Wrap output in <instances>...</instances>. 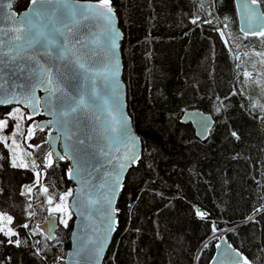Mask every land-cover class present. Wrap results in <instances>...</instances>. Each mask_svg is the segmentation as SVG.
<instances>
[{"label": "trees", "instance_id": "obj_1", "mask_svg": "<svg viewBox=\"0 0 264 264\" xmlns=\"http://www.w3.org/2000/svg\"><path fill=\"white\" fill-rule=\"evenodd\" d=\"M110 4L124 32L123 79L143 155L119 196L104 264H209L222 232L251 264H264V37L241 32L234 0ZM14 108L22 118H8L0 130L8 137L0 141V212L13 220L0 227L17 235L0 232V264H55L71 247L73 216L65 226L53 211L59 196L73 192L71 161L51 152V128H38L44 116L29 120L27 110L7 106L0 118ZM184 109L212 114L207 140L181 122ZM53 214L59 221L50 239L37 226Z\"/></svg>", "mask_w": 264, "mask_h": 264}, {"label": "water", "instance_id": "obj_2", "mask_svg": "<svg viewBox=\"0 0 264 264\" xmlns=\"http://www.w3.org/2000/svg\"><path fill=\"white\" fill-rule=\"evenodd\" d=\"M234 1L243 34L250 30H264V27H261L264 26V18L252 15L254 6L250 4V0ZM79 2L81 4L99 3L98 0H79ZM14 4L9 10L6 6L7 0H0V28L7 29L14 26L8 20L10 11L23 12L24 9L17 11ZM260 10L263 11L261 5ZM112 11L114 13L112 24L119 33L117 39L119 88L115 89V95L119 97L118 105L112 102L111 81L105 80L103 75H92L90 78L70 71L62 84H53V87L63 88V93H53L50 96L49 92L44 91V87L48 85L46 82L41 83L42 78L14 73L10 65L0 66V76L10 81L6 83L4 92L0 93V100L5 99L6 96L11 99L13 95L21 101L27 98L38 99V103H35V114L27 103L0 107L19 106L27 110L32 118L44 116L45 118L38 122V128H51L48 133V142L55 157L64 155L65 147L69 143L66 137L69 135L72 138L71 143L76 147L77 166L80 171L70 180L74 183L73 195L69 202L73 213V224L70 235L71 247L66 254L64 264H104L116 230L119 196L127 175L143 155V140L136 131L129 112L127 85L123 79L124 32L120 27L116 11L113 8ZM76 34L85 42L83 49L79 44L76 45V49L79 50L78 55L87 53L86 60L95 65L92 73L103 74L110 59L109 25L102 18H93L86 21ZM94 40H98L99 43H94ZM24 47L25 51L22 55L36 56L38 54V49H27V45ZM9 88H11V95H9ZM80 95L85 97V107L65 117L63 113L67 112L69 105H72L74 101L78 103ZM57 96H60L59 100ZM181 122L191 124L195 136L205 141L214 127L215 119L212 114L201 109H184ZM77 139H82L85 143L78 145ZM133 154L138 157L135 163L129 159ZM73 163L71 161V167ZM117 174H119L120 187L115 189V196L112 198L111 207L114 211L110 222L104 209L116 183ZM58 221L59 216L53 214L39 225V229L52 239L58 228ZM243 257L244 254L230 243L226 234L222 232L217 235L214 255L209 264H237V261L242 260Z\"/></svg>", "mask_w": 264, "mask_h": 264}, {"label": "snow or ice", "instance_id": "obj_3", "mask_svg": "<svg viewBox=\"0 0 264 264\" xmlns=\"http://www.w3.org/2000/svg\"><path fill=\"white\" fill-rule=\"evenodd\" d=\"M16 0H7V8L12 9L13 3ZM250 4L254 6L252 8V15L258 18H264V11L260 10V5L264 4V0H250ZM114 13L111 8L110 0H99L98 4H81L79 0H28V6L21 13H16L15 11H10L8 20L14 25L11 28H0V66L10 65L12 66V71L14 73L20 74H30V76H35L37 78H42L41 83L48 85L44 87V91L49 92L50 96L53 93H63V88L53 87L54 83L62 84L63 80L67 78L70 71H75L77 74H83L91 78L92 75H103L105 80H110L113 90L112 102L118 105L119 97L115 95V89L119 88V81L117 79V73L119 70V61L117 57V39L119 38V33L114 28L112 24V17ZM102 18L109 25V35H108V51H109V64L105 68V72L92 73V69L95 65L89 63L84 55H78V49L76 45L79 44L81 49L85 47V42L80 39L76 34L80 31V27L88 20L93 18ZM199 17L194 19L192 22L196 23ZM264 27V26H261ZM253 35L264 37V30H250L245 31V36ZM94 43H99L98 40H94ZM25 45L27 49H38V54L36 56H25L22 53L25 51ZM71 45V46H70ZM246 77L251 76L250 73L245 72ZM6 83H10L6 77L0 76V93L5 90ZM9 95H11V88H9ZM34 91V90H33ZM95 92V89H93ZM60 99V96H57ZM15 103H27V105L32 108L33 114L36 113L35 103H38V99L27 98L24 101L18 100L14 95L11 99L7 96L5 99L0 100V106L12 105ZM85 97L80 95L78 98V103L73 102L69 105L67 112L63 115L66 117L70 113L74 114L85 107ZM20 112L19 108H14L9 111L7 118H0V130L9 128V119L14 121L19 120L22 117L18 115ZM29 120L32 119L31 116L28 117ZM51 123V121L49 122ZM15 129L18 131L20 129V124L15 123ZM43 130V129H41ZM13 137L16 132L12 133ZM29 136H31V129H29ZM231 136L239 139L236 132H231ZM8 137H0V141L7 142ZM66 139L69 143L65 147L64 155H60L58 159L64 160L68 159L73 161V166L67 168L66 176L69 180L73 179L80 171L77 166V154L76 147L71 143V136H67ZM13 142H15L13 140ZM85 143L82 139H77L76 144L83 145ZM39 147V145H37ZM52 153H48V164H52ZM132 163L138 160V157L133 154L129 158ZM27 167V165H22ZM123 168V165L121 166ZM39 176V173H37ZM120 187L119 174L116 177V183L113 186L109 198L107 200V205L104 209L107 219L111 222L112 220V198L115 196V189ZM31 188L27 189L31 192ZM43 192L47 193L48 188L42 189ZM71 190L67 191L64 195L58 197V199L63 202L66 196H72ZM49 203H51L52 197L49 196ZM31 207V205H29ZM63 205L57 204L53 211H63ZM254 211H261V209H255ZM32 213H30L31 215ZM201 217L205 216L204 212L197 213ZM249 220L252 217L248 218ZM0 220L6 221L7 224H11L13 217L11 215H6L0 212ZM65 226H67V220L62 221ZM23 227L27 228L28 225L25 224ZM39 229V225L37 226ZM109 230H112L109 228ZM0 232H3L5 236H15L9 227L7 231L3 227H0ZM8 243H15L19 246V240H8ZM239 255V254H238ZM237 264H251L247 257H243L242 260L237 261Z\"/></svg>", "mask_w": 264, "mask_h": 264}, {"label": "rangeland", "instance_id": "obj_4", "mask_svg": "<svg viewBox=\"0 0 264 264\" xmlns=\"http://www.w3.org/2000/svg\"><path fill=\"white\" fill-rule=\"evenodd\" d=\"M69 190H71V189H69ZM68 190V191H69ZM73 191H74V189H73ZM73 193V192H72ZM65 194V193H64ZM63 194V195H64ZM71 197L72 196H66V198H65V200L63 201V202H61V201H59L57 204H61L62 203V205H63V211H60V214H61V216L63 215L64 217H63V220H67L68 221V219L70 218V215L71 216H73V213H72V211H71V209H70V207H69V202H70V199H71ZM56 204V205H57ZM56 205H55V207H56ZM62 220V221H63ZM218 235V234H217Z\"/></svg>", "mask_w": 264, "mask_h": 264}, {"label": "built area", "instance_id": "obj_5", "mask_svg": "<svg viewBox=\"0 0 264 264\" xmlns=\"http://www.w3.org/2000/svg\"><path fill=\"white\" fill-rule=\"evenodd\" d=\"M64 261H62L61 258H57L56 261H55V264H63Z\"/></svg>", "mask_w": 264, "mask_h": 264}]
</instances>
